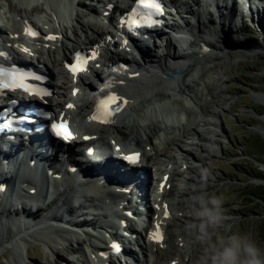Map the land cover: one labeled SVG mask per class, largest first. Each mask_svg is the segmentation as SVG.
Segmentation results:
<instances>
[{
	"label": "rangeland",
	"instance_id": "rangeland-1",
	"mask_svg": "<svg viewBox=\"0 0 264 264\" xmlns=\"http://www.w3.org/2000/svg\"><path fill=\"white\" fill-rule=\"evenodd\" d=\"M84 1L86 3L93 2V0ZM230 1L228 0L229 10L231 9ZM0 2L1 4L5 3L4 0H0ZM11 2L14 6L15 0H11ZM225 2L226 0L213 1L211 6L209 3L203 5L202 8L206 9H199L200 14L203 13L206 16L201 15V18L199 17L200 22L204 23L199 35L209 39L208 42L213 45L210 46L212 51L200 57H192L194 59L199 57L198 60H201L200 65L203 68L199 67L200 71L197 69L196 72L193 70V74H186L185 71L179 74L186 78L187 83L189 82L190 87H192V92L189 93L192 97L191 100H194V108H188V102H186L188 100L184 99V95L182 96L180 91L173 98L168 96L162 99L155 98V100L150 101L147 109V113L150 112V117H152L153 106L160 108L163 112L162 115L166 116V113L172 112V110L173 113H176L179 108L186 109L180 119L175 117L172 121L165 116L162 117L164 120L168 119L173 122V128L164 130L163 127L157 126L151 134L152 142L159 137L164 138L167 142L173 137L179 138L177 143L181 149L176 148V151H173L174 148H172L170 154L182 157L183 161L176 158L175 169L172 170L174 184L169 191L170 200L174 201L177 198V190H181V187L185 191L183 198H191L193 194L198 193L194 190H197L200 180V184L203 185L201 191L216 193L223 201L221 211L225 223L209 229L214 234L211 241L204 242L198 239L201 220L191 214L190 207L189 212L179 210L181 214L190 218L189 222L183 218L180 219L177 214L174 215V219L178 221H176L177 226L170 225L168 227V239L161 253L164 252V258H170L176 252V248L186 249L185 251L192 250L194 257H191L193 254H190L188 259V253H186L184 257L186 264H200L201 257L205 255V250L211 247L217 236L231 235L233 232H239L249 237L264 250V230L261 229V223L264 220V202L252 201L247 195V188L254 185H264V15H261L263 20L260 23L254 19V16L251 19V15L247 11L242 14H230L229 18L224 16L227 18L226 21H223L218 16L217 6L224 13L223 5ZM191 7L196 10L198 5H191ZM193 9L191 10L193 11ZM257 11L258 9L254 7V14ZM21 13L25 12L21 11ZM32 14L43 15L42 12L36 10H33ZM194 15L198 17L197 12H194ZM187 16L185 17L191 23H195V19L190 14ZM222 22L224 33L221 32ZM191 29L194 31L193 28ZM223 35L229 37L233 42L240 41L241 46H244H233L235 64L229 63L224 56L219 60H207L213 57L212 54L218 52L214 47L221 46ZM193 36L196 38L195 32H193ZM179 50L186 52L187 49L180 47ZM195 63L192 62V64ZM188 90V87H184L183 93L188 92ZM88 97L87 93L84 92L80 97L81 102L84 103ZM83 107L81 106V110ZM211 108L217 111L212 114L208 111ZM199 120H202V123L203 120L209 121V124L197 126L196 123ZM89 127L94 128L92 125ZM192 128L198 130L201 139L198 141L194 136L197 142V145L194 146H190L189 140L186 138L193 133ZM130 130L136 134L134 128ZM99 131L106 136L114 133L112 128L106 127H99ZM146 131L149 130L139 128L141 135L137 138L143 140L148 135L145 133ZM182 151H189V157L184 155ZM168 155L169 153L166 156L161 154V164L166 163L164 161L167 160ZM254 157L262 162L255 161ZM184 161L189 167L180 172L177 171ZM10 195L12 196V194ZM72 202L74 201L72 200ZM39 204L37 205L41 210L40 214L28 220L21 216L19 208L15 214L8 218L0 212V264H85L83 251L87 248V238L82 241L77 250L70 253L69 250L77 247V245L74 242L68 245L67 241L61 238V236L69 237L70 234H73L66 231L70 230L67 228L69 226L66 223L59 224L58 227L64 228L65 231H54L49 228L48 221L43 220V216L47 211H53V207L54 211L60 214L62 212V209H59L61 206H56V209H59L58 212L53 203L49 202L48 205L51 207L46 205L47 207L43 211L42 202ZM188 204L190 203L188 202ZM3 205L0 203V211ZM14 206H16L14 199L8 201V208ZM81 210L82 214L79 217L88 220L91 215L88 214L87 208L82 207ZM175 210L173 213L177 212L176 207ZM29 220L32 222L28 225L26 221ZM192 222L194 224H191ZM177 228L181 231L179 233L186 237L187 240L184 242L180 238L175 239L172 234ZM175 240L177 245H175ZM139 241H141L140 236L136 238L134 248L137 246L136 242ZM180 241L183 242L182 246H179ZM46 243L54 246L53 254L46 249L48 247L45 245ZM147 248L155 251V247Z\"/></svg>",
	"mask_w": 264,
	"mask_h": 264
},
{
	"label": "bare ground",
	"instance_id": "bare-ground-1",
	"mask_svg": "<svg viewBox=\"0 0 264 264\" xmlns=\"http://www.w3.org/2000/svg\"><path fill=\"white\" fill-rule=\"evenodd\" d=\"M4 1L7 3L8 9H13V10L17 11L16 14H19L18 11L21 10L22 8H24V6H23L24 4L22 2L17 1L14 4V6H12L11 0H4ZM172 1H173L174 9L176 12H175V14L168 12V25H169L168 27L172 30H176V28L179 29V27L186 28V30L193 28L194 32L200 33L202 30V26H204L203 25L204 23L202 21L200 22L199 17L201 18V15L204 17H206V16L203 13L200 14V10L198 9L196 11L198 17H196V15H194V12L190 9V6L186 5L188 2L187 3L181 2V3L175 4V2L177 0H172ZM193 1L195 2L194 4H199L200 5L199 7H202L203 5H205V3L208 0H193ZM45 2L48 3L49 7H50L47 15L50 19L49 21H50L51 26L55 27L58 31L63 33V36L67 40H69L70 43H68L69 44L68 47L63 48L62 53H61V51H57V50L55 51V50L51 49V47H50L46 50L45 55H44L45 57L39 56V57H37V59L35 58L34 61H37L38 63H41V64L43 63L44 65H47L50 68V70L53 72V75H54V83L56 85L57 92L62 93L61 96L62 95L64 97L70 96V89H69L68 94L64 95V93H63V91H65L66 88L68 87L70 79L68 78V75H67V72L63 66L62 60L66 59L67 53L71 52L72 50H75L77 47L85 46L88 43H94L96 40H92L87 35H83L80 32L82 30V24H80L78 13H76V16H74L72 18L71 11L69 9H66V7H68V5H69V6H71V9H74V6H77V8L89 9V11H93L94 7L88 6L85 3V1H83V0H66L63 2H62V0H45ZM245 2H246V0H245ZM238 3H239V0H233V3L231 5L232 7L229 10L228 14L220 11V9L217 6V11L219 12L218 16L221 17V19H223V21L224 20L226 21V18L227 17L229 18L231 13L232 14H234V12H235V14L244 13L243 8L241 7L242 5L239 6V5H237ZM63 5H64V7H63ZM42 6L37 7L36 9L44 8V6L43 7ZM259 6H260L261 10H258L257 12H255V14H254V11L253 12L251 11V15H252V17L254 16V19L256 21H259V23H260L263 20V18H261V15L262 16L264 15V0H259ZM116 7H119L118 2L116 3ZM219 7H221V6H219ZM25 9L29 12V11L33 10V7L26 5ZM56 12H61V14L64 16L63 20L68 19L67 15H69V16H71L70 20L75 22L74 24H71L72 31H73V35H72L73 39L70 36H68L62 30V26L54 18ZM179 12H180V14H179ZM187 14L192 15V17L195 19L196 24L191 23L187 19V17H185V16H187ZM172 16H175V17L178 16L180 21H177L176 19L172 20ZM224 16H227V17H224ZM22 18L23 17H21V19L17 21V26L18 25L22 26V21H21ZM4 23L5 24L3 26L8 25V22H4ZM222 24H223V22L221 23V29H222L221 32L224 33L225 31H224V28L222 27L224 25H222ZM259 27H260V25H259ZM9 29L10 28H7V27H3L2 29L0 28L1 32L4 33V35L6 37L10 36L9 32H11L13 35L16 32L15 30L7 31ZM92 29H94L93 30L94 35H96L100 38H103L102 37V35H103L102 27L94 25V26H92ZM181 33H182V31H180V30H176V34L166 33L164 43H162L160 45V47L163 46V49H161L160 53L155 52V54H156L155 57L157 59L156 61H158L156 67H151L150 65H148L146 68L137 66L136 68H133V70L117 71L114 79L110 78L107 82L103 83V86H106L109 84L114 85L115 90L123 95V100H121V101L127 100V103L123 106L122 112L118 115L116 121L114 122V124L112 126L114 135H116L117 138H118V136L126 137L129 135H132L133 138L137 137V135L135 133L133 134L130 129L135 128L136 130H138V128L141 127L142 121H144V122L149 121L150 115L147 114V109L149 108V106H147V105L150 103V101L153 100V97H155L156 99L157 98L162 99V98H165L166 96L173 98L184 87L185 88L188 87V89H189L188 91L192 92V87H190L189 82L187 83L186 78H183V76H180L179 74L183 73L184 71L186 72V74L187 73L193 74L192 73L193 70H195L194 72H196V70L199 69V67L202 69L203 67L200 65L201 60H198V58L200 56L205 55L207 52L211 53L212 48L210 46H213V45H211L212 44L211 42H208L209 39L200 38V39H202L200 41H203L202 44H206L207 46L210 47L209 51L202 52L200 50L202 45L200 44L199 40L198 41L197 40L196 41L187 40V39H189L188 35L184 34V33L181 34ZM221 38H223L221 46L220 47H214L215 49L218 50V52H216L215 54H212L213 57H211L207 60H209V61H210V59L219 60V58L224 56L225 60H228L229 63L235 64L236 63L235 59H234L235 56H233L234 51L232 50V48H233V46H238V47L239 46L244 47V46H241L240 41L233 42L229 37H227L225 35H223ZM6 41H9V39L6 38ZM34 45L37 46L38 44L36 43ZM183 45L187 49L186 52L179 50V48L183 47ZM115 46H118V44H115ZM153 46H154V44H153ZM227 49H229V50H227ZM12 51H13L15 56L20 57V54H18L15 49H12ZM145 55H146V60L149 63L155 62V60H153L151 62V56H150L151 53L149 51H147L145 53ZM196 56H199V57H197L195 59L192 58V57H196ZM192 62H196V63L192 64ZM201 69H199V71ZM138 70H141V71L139 72L137 77H130L129 76L130 73L136 72ZM188 78H189V76H188ZM228 80H229V78H228ZM80 85L84 86V88L90 89L91 91H93V93L98 89V85H96V86H92V84L90 85V81L87 80L86 78H84L81 81ZM90 97L92 98V96H90ZM208 111H210L212 114H214L217 110L215 111L213 108H211ZM154 112H156V110ZM148 115H149V117H148ZM131 117H133V119H134L132 122H130V119H129ZM201 121L199 120L196 123L197 126L202 125V124L203 125L209 124V121L203 120V123ZM77 124H80L81 129L86 130L84 132L85 134H92L93 133V132H88L86 129L88 127L81 125V122L80 123L77 122ZM167 125L171 128L174 127L173 122H171L170 120L167 119V120H164L162 122H154V121L147 122V124H144V127H142V128L144 130L148 129L149 130L148 133L152 134L157 126L167 127ZM195 129L196 128H192L193 133H191L190 137H186L189 140L188 143L190 146H194L195 144L197 145V142L195 141L194 136H196L198 141L201 140L199 137V134H198V130H195ZM148 137L149 138H147L145 140L144 147L146 145L151 144V146L153 147L152 148L153 154L148 153L147 150L144 151L143 154H144V159L150 161V163H151L150 167L152 165L156 164L154 160H156L158 158V156H160V154L165 155L168 152H170L169 149H172L174 147L177 148L178 150L181 149L177 143L179 140L178 137L177 138L173 137L172 140L170 139L171 141L167 144V146H164L163 142L159 141V142H157L158 146L156 148H154V144H152V142L150 140V135H148ZM167 140H168V138H167ZM88 144H90V142ZM182 152L184 153V155H186V156L188 155V157H189V155H190L189 151H182ZM33 154L37 155V153H33ZM172 157H174V155H172ZM84 158L87 160L86 156H84ZM183 158H184V156H183ZM4 178L6 179L9 177H8V175H6ZM87 182H89V181H87ZM198 182H197L198 183L197 190L196 189L194 190L195 192H199L203 188L202 183L200 184V180ZM6 184H8V182ZM141 185H142V183H141ZM89 186H90L89 187L90 190L88 193L83 192L82 194H80L82 197V201L78 199L79 197L78 198L76 197V198H74L75 202L70 201L68 198V195L70 193L68 187H64L62 190H60V188H57L54 192L55 193L54 196L56 197V200L52 199L50 201V198H49L48 201L42 202V204H43L42 210L45 211V208L47 207L46 205H48L49 202H52L53 205L55 206V209H56V206L60 205L59 202L61 200L63 201L61 203L62 204L61 208H59L60 210L62 209L61 210L62 212L60 214L56 213V211H54V207H53V211L52 210L50 212L47 211V213L43 216L44 217L43 220L46 219L48 221L49 228H51L54 231H65L64 228H61L60 226L58 227L59 224H63V223H66V225H70V226H72V228L75 229V230H66L69 234L73 233V234H70L71 236H69V237L61 236L62 239H65L67 241L68 245H70L72 242H74L77 245V247H73L69 250L70 253L73 252L74 250H77L78 246H80V244H82V241H84V239L87 238L89 241V244H87V246H89V249H87L88 248L87 247L86 248L87 251L86 252L83 251V256L85 258V261H88V263L92 264V261L94 262L95 259H94V257L91 256V254H94L96 252V250H97L96 246L97 245L102 244L103 235H102V231H100V230L102 228H104V225L109 224V222L106 220L97 221V219H95V217L99 216L100 218L101 217L106 218V215H104L103 213H107V212H102L104 210H102V209L100 210V208H102V207L105 208V207H108L109 205L115 206L113 203V199L115 198V196L117 197V194L114 192V189H113L114 185H108L107 187L99 185V183H97V179L90 181ZM13 188H14L13 186H10L11 190H13ZM16 191H18V189ZM15 194H18V193H15ZM39 195H41V193ZM183 196H184V192L182 190H180L179 195H178V199L175 200L176 202L174 203V205H177L176 209L178 212H179V210H184L185 212H189V207L191 208V198H183ZM30 197H31V199H34L36 197V195L35 196L31 195ZM18 198H20V197L18 195H16V199H18ZM188 202L190 204H188ZM35 203L36 202H32V204H30V203L20 204V201H19V202H17L16 206H14L13 208H8L7 207V200H5L4 205H3L0 212L8 218L12 214H15L19 208V210H21V216H23L24 219L26 218L28 220V219H31L32 217L40 214L41 210L38 208L39 206L37 204L41 203V201L37 202L36 204ZM99 204L102 205V207H99ZM159 204L161 205V203H159ZM49 206L51 207V205H48V207ZM82 207H86L88 210L90 208V212L88 214L93 215V217H91L89 219V222L86 221L87 218L79 217L82 214V210H81ZM59 209L57 208L56 210L59 212ZM92 210H93V212L94 211L95 212L94 213L91 212ZM172 210H173V207H172ZM155 213L158 214V218H159L160 215L162 214V210H160V208L159 209L156 208L154 211V214ZM179 214H177V217H179L180 219L183 218L186 220V222L190 221V218L188 216L181 215V213H179ZM172 219L174 222L177 221V219H174V215H172ZM49 220H50V222H49ZM30 222H32V220L26 221V223L28 225ZM221 223H225V220L222 219ZM191 224H194V223L192 222ZM87 225H92L93 227H98L99 229L98 230L94 229L92 231V233L89 232V230L87 232L86 230L82 229ZM219 226L220 225H218V227ZM114 227H116V225H114ZM114 227H113V229H114ZM146 235H147L148 241H149V239H150L149 234L144 233L145 237H146ZM173 235L175 236V239L180 238L183 242L185 240H187L186 237L182 236L179 232H175ZM182 241H180V242H182ZM45 245L48 246V247H46V249H48V251H51L53 254L54 253V246L52 247L48 243H46ZM148 247H151V246H148ZM140 249H141V252H146L144 250V247L141 246ZM175 250H176V252L174 254H172L173 258L172 257L166 258V259H168L167 263H169L170 260H172L174 258H176V259L181 258V261H179V262L182 264H186L185 259H184L186 249L181 250L179 248H176ZM27 251H28V249H27ZM190 251H191L190 254H193V251L192 250H190ZM155 252H156L155 253V256H156L155 262L157 261L158 258L164 259V255H163L164 252H163V254L161 253V250L159 249L158 245H156ZM190 254L188 256V259L190 258ZM191 257H194V254L191 255ZM192 259H190V260H192ZM145 262H146L145 264L150 263V261L147 260L146 258H145ZM134 263L140 264V262L138 261V258L135 259ZM161 263H162V261H160L158 264H161Z\"/></svg>",
	"mask_w": 264,
	"mask_h": 264
},
{
	"label": "clouds",
	"instance_id": "clouds-1",
	"mask_svg": "<svg viewBox=\"0 0 264 264\" xmlns=\"http://www.w3.org/2000/svg\"><path fill=\"white\" fill-rule=\"evenodd\" d=\"M222 199L216 193L200 191L191 196V214L201 220L199 240H213V226L222 221ZM200 264H264V250L249 237L233 232L217 236L210 248L205 250Z\"/></svg>",
	"mask_w": 264,
	"mask_h": 264
},
{
	"label": "snow or ice",
	"instance_id": "snow-or-ice-1",
	"mask_svg": "<svg viewBox=\"0 0 264 264\" xmlns=\"http://www.w3.org/2000/svg\"><path fill=\"white\" fill-rule=\"evenodd\" d=\"M146 6L152 7L157 11H161L159 0H148V3ZM27 31V30H26ZM33 36L37 35L36 32L31 33ZM46 39H55L54 36H48ZM75 70V69H74ZM3 69H0V77L3 76ZM22 85H17L15 80H12L10 82L5 81L3 79H0V88H14ZM121 98L114 95L109 94L102 99H98L93 116L90 117V119H95L102 123H110L111 117L113 115L114 111H119L120 107H122V104L120 103ZM68 107H72V105H68ZM53 129L56 131L57 135L62 136L64 139H69L72 136V133L70 130L64 126L63 122L58 124L52 125ZM125 159L129 160V162L135 163L138 160V154L130 153L124 157ZM163 187V184L161 185ZM164 215L167 217V206L165 205V212ZM159 228V225H157V229ZM115 247V245H114Z\"/></svg>",
	"mask_w": 264,
	"mask_h": 264
},
{
	"label": "trees",
	"instance_id": "trees-1",
	"mask_svg": "<svg viewBox=\"0 0 264 264\" xmlns=\"http://www.w3.org/2000/svg\"><path fill=\"white\" fill-rule=\"evenodd\" d=\"M255 161H260L258 158H253ZM262 162V161H260ZM256 171V170H255ZM247 195L252 199V201H262L264 202V185H254L250 188H247ZM262 230H264V220H262Z\"/></svg>",
	"mask_w": 264,
	"mask_h": 264
}]
</instances>
